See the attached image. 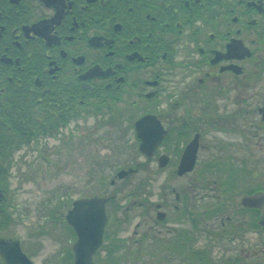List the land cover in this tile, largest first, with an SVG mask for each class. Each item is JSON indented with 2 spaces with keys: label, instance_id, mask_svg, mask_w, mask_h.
Instances as JSON below:
<instances>
[{
  "label": "flooded vegetation",
  "instance_id": "flooded-vegetation-1",
  "mask_svg": "<svg viewBox=\"0 0 264 264\" xmlns=\"http://www.w3.org/2000/svg\"><path fill=\"white\" fill-rule=\"evenodd\" d=\"M94 69L99 70L95 73ZM262 76L264 0H0V122L4 112L11 109L18 124L26 125L21 114L30 117L27 122L31 123L29 128H8L14 139L9 182L19 158L25 157L31 167L38 161L49 162L46 153L39 152L41 143L60 144L65 134L63 144H72L77 137L70 135L73 125L82 126L88 117L110 119L119 112L131 116L132 111H137L131 128L135 139L124 147L137 148L150 162L157 160L161 172L170 171L176 164L173 176H190L198 165L205 131H227L214 126L217 120L213 121L216 98L227 95L226 81L230 79L238 86L239 80ZM195 103L196 109L192 107ZM181 109L189 116L178 115ZM262 109L258 114L264 127ZM35 111L45 114V123L37 119ZM146 116H155L167 133L152 157L141 151L142 140L136 131V123ZM197 137L195 168L180 176L184 154ZM29 153L33 154L25 156ZM163 157L167 159L164 167L160 162ZM211 165L207 167H214ZM130 170L133 172L119 178L122 171ZM137 172L128 168L115 178L122 181ZM247 177H242L244 184ZM110 184L114 187L116 181ZM139 189L129 191L128 197L137 195ZM13 190L10 183L8 189H0L4 195L0 233L28 227L20 206L11 202ZM223 192L226 202L217 206L220 210L206 212L208 220L220 225L218 230L206 231L207 245H201L193 233L180 238L176 231L169 234L168 242L139 231L130 238L123 237L125 228L116 218L111 223L114 215L109 212L106 227L110 231L114 224L116 229L107 232L109 243L94 255V264H264V208L244 205L245 198L264 197V186L254 185L242 194ZM168 193L176 202L181 201L176 190ZM116 197L111 194L106 198V209L120 208ZM156 202L146 197L140 204L147 217L148 210L154 208L156 225L168 227L185 215L176 217L179 208L173 205L175 218H171L164 212L171 207L169 202L165 198ZM68 213L65 219L49 215L45 221L62 224L67 231ZM194 232L196 235L195 228ZM148 239L151 247L145 252ZM0 240L18 241L29 264H36L20 240ZM74 244L70 253L49 263L74 264ZM212 244L221 245L222 253L215 252ZM0 264H7L1 254Z\"/></svg>",
  "mask_w": 264,
  "mask_h": 264
},
{
  "label": "rangeland",
  "instance_id": "rangeland-1",
  "mask_svg": "<svg viewBox=\"0 0 264 264\" xmlns=\"http://www.w3.org/2000/svg\"><path fill=\"white\" fill-rule=\"evenodd\" d=\"M253 78L239 80L238 86L230 79L226 81V97L219 96L213 103V121L217 120L214 126H223L227 131H205L196 170L184 178L172 175L176 164L170 171L161 172L157 160L150 162L137 152V148L124 147L126 142H134L135 134L131 128L137 119V111H132L131 116L119 112L105 120L86 118L82 126L73 125L71 128L70 135L77 136L72 144H63L65 134L60 144L52 146L49 142L41 143L39 152L46 153L49 162L38 161L31 167L23 157L12 168L10 189L14 190L10 199L26 215L28 227L12 228L10 232L0 233V237L20 240L25 252L36 264L54 263L72 251L75 239L62 224L47 223L45 217L59 215L65 219L76 200L94 197L106 199L112 194L117 196L116 202L121 206L118 211L108 207L106 213L112 212L114 215L111 223H114V218L122 223L125 228L123 237L130 238L139 231L140 234L169 241V234L176 231V236L178 234L180 238H189L193 233V237L201 239V245H207L209 235L206 231L218 230L220 225L219 221L216 224L215 220H208L206 212H215L220 208L217 207L219 204H225L223 191L234 190L237 191L235 194H240L254 185L264 186V127L258 114V109L264 107V76L258 80ZM192 107L196 109V103ZM171 112L174 113L173 110ZM177 114L189 116L185 109L177 111ZM31 154L25 156L30 157ZM35 155L38 156V152ZM209 164L214 167H207ZM128 168L138 169L137 174L122 181L115 178L119 171ZM246 176L247 184H244L242 179ZM204 178L213 181L207 180L210 183L207 182L208 190L203 187L206 182ZM113 180L116 181L114 187L110 184ZM145 181L144 186H140ZM138 188L141 190L137 195L128 197L129 191ZM171 189L179 193V203L174 195L168 193ZM146 197L153 203L165 198L171 207L164 212L171 218H175L173 205L179 208L176 217L183 213L186 216L180 217L179 221L176 219V224L170 222L165 228L156 225L154 208L148 210L149 217L142 214L140 204ZM114 226L110 231L106 227L103 243H109L107 232L111 234L116 229ZM166 229L170 232L167 233ZM147 241V246L143 248L145 252L151 247V241ZM211 248L215 252L223 251L221 245L212 244ZM164 249V253L168 252L166 247Z\"/></svg>",
  "mask_w": 264,
  "mask_h": 264
},
{
  "label": "water",
  "instance_id": "water-1",
  "mask_svg": "<svg viewBox=\"0 0 264 264\" xmlns=\"http://www.w3.org/2000/svg\"><path fill=\"white\" fill-rule=\"evenodd\" d=\"M98 70L94 69L93 71L97 73ZM261 113H263L264 117V109L261 110ZM136 131L138 132V138L142 140L141 151L149 157L153 156L167 134L155 116H146L139 120L136 123ZM198 146L197 137L184 154L179 167L180 176L192 172L195 168ZM160 162L162 167L167 165V159L165 157ZM132 172L133 170L129 172L122 171L119 174V178L122 179ZM3 198L4 195L0 191V203ZM106 204V199L98 197L83 198L73 203L72 209L67 215V223L77 237V241L73 246L75 255L74 264H94L93 257L103 246L105 228L108 220ZM244 205L264 208V197L245 198ZM261 225H264V222ZM0 254L4 257L7 264L19 262L29 264L30 262L22 252L18 241L0 240Z\"/></svg>",
  "mask_w": 264,
  "mask_h": 264
},
{
  "label": "trees",
  "instance_id": "trees-1",
  "mask_svg": "<svg viewBox=\"0 0 264 264\" xmlns=\"http://www.w3.org/2000/svg\"><path fill=\"white\" fill-rule=\"evenodd\" d=\"M15 110L7 109L6 114L4 115V121L3 123L0 122V189H8L9 187V178H8V172L11 167L10 163V151L13 150L14 146V139L12 137V132L8 128H29L31 126V123L29 124L30 117L24 118L23 114L22 120L25 124H18L17 115L14 113ZM34 115H36L37 119L42 120L43 123L46 121V116L44 113L34 112ZM59 123V121H58ZM36 124V123H35ZM40 123L37 124V128H40ZM207 184L205 182L204 186ZM69 232H71V235L75 239V235L70 227H68ZM109 236H107L106 239H108ZM107 248V246H105ZM109 250V247L107 248ZM106 249V250H107Z\"/></svg>",
  "mask_w": 264,
  "mask_h": 264
}]
</instances>
